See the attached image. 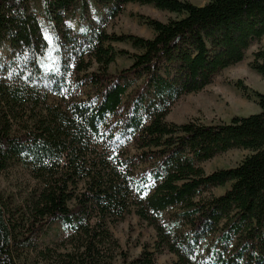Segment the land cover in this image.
Segmentation results:
<instances>
[{"label": "trees", "instance_id": "16d2710c", "mask_svg": "<svg viewBox=\"0 0 264 264\" xmlns=\"http://www.w3.org/2000/svg\"><path fill=\"white\" fill-rule=\"evenodd\" d=\"M90 3L104 23L127 4L177 18L138 15L151 38L117 35L84 25ZM262 37L264 0H0V175L22 168L36 185L18 205L0 193V264H264V95L240 86L260 113L228 123L166 120ZM117 55L131 64L111 74ZM249 67L264 79V51ZM240 149L236 167L205 174ZM131 214L155 234L133 258L110 230ZM56 224L65 235L40 249Z\"/></svg>", "mask_w": 264, "mask_h": 264}, {"label": "rangeland", "instance_id": "374dc122", "mask_svg": "<svg viewBox=\"0 0 264 264\" xmlns=\"http://www.w3.org/2000/svg\"><path fill=\"white\" fill-rule=\"evenodd\" d=\"M195 6H203L209 0H185ZM102 10L90 3L88 13V22L96 26L104 24L107 33L134 34L144 38H151L153 32L138 15L150 17L163 23L170 19H176V14L155 9L152 5L127 4L123 11L114 19H108L106 23L102 21L99 13ZM104 12V10H102ZM79 14H76V19ZM39 23L44 37L52 44L54 34L44 15H39ZM75 26V21L70 22ZM116 50L124 49L129 53L133 50L127 44L113 43ZM264 51V37L253 43L245 52L244 59L218 73L212 83L202 91L191 93L181 97L175 102L166 117L168 122L181 124L189 120H198L203 124L228 123L233 117H247L249 115L260 113V109L253 97L246 99L240 86H245L248 93L252 91L264 95V79L251 70L249 64L253 56L258 51ZM131 64L128 56L117 55L113 64L109 66V72L115 74L118 71L127 68ZM93 67L91 70H96ZM89 88L82 89V95L88 92ZM251 154L248 150H230L220 154L213 159L201 164L205 174H210L216 170H223L236 167L245 157ZM35 182L29 176L28 172L22 168L14 167L0 175V193L4 197H10L15 205L20 204L28 195L29 191L35 188ZM230 183L211 189L215 196L222 195L229 189ZM110 230L117 239L121 249L126 252L130 258L140 254L144 244L152 246L154 242V231L145 223L138 220L134 215H127L122 220L111 225ZM66 231L58 224L54 225L48 235L39 242V248H53L55 243L62 239ZM174 260L172 255L164 254L155 257L156 264H171ZM23 264H45L43 261L34 257H24Z\"/></svg>", "mask_w": 264, "mask_h": 264}]
</instances>
